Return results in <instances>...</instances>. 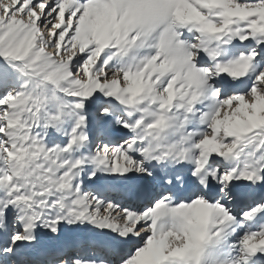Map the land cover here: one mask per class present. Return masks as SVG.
I'll return each instance as SVG.
<instances>
[{
  "label": "snow or ice",
  "instance_id": "snow-or-ice-1",
  "mask_svg": "<svg viewBox=\"0 0 264 264\" xmlns=\"http://www.w3.org/2000/svg\"><path fill=\"white\" fill-rule=\"evenodd\" d=\"M0 264H264V0H0Z\"/></svg>",
  "mask_w": 264,
  "mask_h": 264
}]
</instances>
